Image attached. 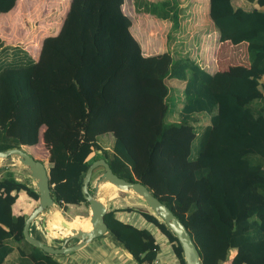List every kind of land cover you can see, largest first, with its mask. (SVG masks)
Listing matches in <instances>:
<instances>
[{
	"label": "trees",
	"instance_id": "trees-1",
	"mask_svg": "<svg viewBox=\"0 0 264 264\" xmlns=\"http://www.w3.org/2000/svg\"><path fill=\"white\" fill-rule=\"evenodd\" d=\"M16 1L0 0V14ZM122 1L69 0L59 33L46 38L37 60L0 41V150L41 141L48 149L46 164L39 161L61 209L88 205L81 180L90 162L103 158L116 176L142 183L179 218L200 264H264V0H207L214 54L224 42L245 43L247 66L235 73L209 72L167 50L143 54ZM133 7L178 27L175 0H133ZM237 51L241 58L243 47ZM72 56L83 64L72 66ZM167 79L181 83L176 119L168 118L173 109L167 100L176 90ZM199 116L206 122L197 132ZM194 136L199 141L192 155ZM97 151L101 156L92 158ZM150 182L161 186L159 193ZM19 194L37 205L35 188L0 167V264L11 242L29 247L32 264H60L23 239L25 218L14 212ZM137 212L167 237L184 264L167 227L148 211ZM103 220L136 264L155 257L158 244L148 230L120 221L114 210Z\"/></svg>",
	"mask_w": 264,
	"mask_h": 264
},
{
	"label": "rangeland",
	"instance_id": "rangeland-1",
	"mask_svg": "<svg viewBox=\"0 0 264 264\" xmlns=\"http://www.w3.org/2000/svg\"><path fill=\"white\" fill-rule=\"evenodd\" d=\"M159 1V0H148ZM178 4V27L174 28L168 19H159L148 13L136 11L133 7V0H123L121 4L122 11L130 19V29L133 36L142 47L143 54L158 53L162 51L175 52L178 55L190 57L202 68L209 72L213 69L231 71V68L238 72L246 65V53L244 44H234L232 42H224L219 45L220 52L214 54L216 47V29L208 17L207 0H175ZM69 0H17L11 9L5 14L6 18L0 21V41L6 45H18L24 49L32 59H36L39 54V49L42 44L49 38L59 33L61 25L64 20L65 13L67 12ZM206 9V12H205ZM243 47L241 58H237V50ZM74 56L70 60L72 66H78L83 63L74 62ZM215 61L217 66L215 67ZM69 62V63H70ZM167 87L174 86L175 95L168 98L170 111L168 118L176 119V108L179 107V99L177 90L181 88V83L172 79L166 80ZM176 116V118H175ZM206 122L204 116H199L196 124V131L199 132ZM82 136V133L80 134ZM104 134L98 135L97 140L101 142ZM199 137L194 136L191 144L190 151L194 155L198 146ZM25 152L32 154L36 159L41 160L46 164V148L43 147L41 142L35 146L22 147ZM48 149V148H47ZM101 156L100 151L94 152L92 158ZM0 167H7L13 173L17 182H27L28 186H34L30 178L29 171L21 165L15 158L11 162L0 160ZM102 172V167L98 166L94 169L90 183ZM157 177L159 174L156 175ZM137 179V175H134ZM156 181V178L153 179ZM157 182V181H156ZM154 191L160 189L158 183L150 182L147 184ZM92 187V186H91ZM113 190V189H111ZM118 190V189H115ZM121 198H125L128 194L131 203L143 205L137 195L133 192H126L119 190ZM104 197V196H102ZM137 199V200H136ZM136 200V201H134ZM146 206V205H145ZM134 206L126 207L131 210H151L146 206L138 208ZM68 223L67 221H64ZM161 222V221H160ZM73 227H80L82 225H75L69 223ZM75 225V226H74ZM159 246V245H158ZM164 253L160 248L157 251V256Z\"/></svg>",
	"mask_w": 264,
	"mask_h": 264
},
{
	"label": "crops",
	"instance_id": "crops-1",
	"mask_svg": "<svg viewBox=\"0 0 264 264\" xmlns=\"http://www.w3.org/2000/svg\"><path fill=\"white\" fill-rule=\"evenodd\" d=\"M238 4H241V2L235 1V5ZM7 12L0 14V21L1 19L6 18L5 14ZM129 30L130 33L132 34L130 27ZM240 44H244L245 46V43H240ZM140 48L142 51L141 46ZM149 54H155V53H149ZM216 54H218L217 50L215 52V56ZM35 60H37V58ZM245 66H247V62ZM259 88L262 94L264 95V75L261 76V78L259 79ZM24 147L29 148L31 146H24ZM30 155L33 158H36L32 154ZM92 185L90 183V187ZM102 185L103 184H101L100 187L97 189L96 196L103 202V204L106 207V211L114 210L115 217L120 221L125 223H130L137 228H143L148 230L150 234L153 236L155 242L160 246L161 249H163L164 253L159 254L158 252L159 255L157 256V253L155 255V257L158 260H160L162 264H179L178 259L174 254V245L170 243L167 237L152 222L146 221L135 210H131V209L125 210L126 207H130V206H134L133 208L138 207L145 209L146 207L145 204L143 206L142 204L138 205L136 203L135 204L131 203L132 199L128 194H126L127 196L125 198H121V196H118L120 192L119 190L110 189L108 194L102 197L101 194L99 193V190L100 188L106 186L105 185L102 187ZM34 207H35L34 202L32 200L28 199V197L24 196L23 194H19L16 203L14 205V212L15 215H20L26 218ZM82 217H86V218L83 220H78L79 218ZM86 220H88V205L84 203L66 204L64 208L61 209L55 203H53L52 206L49 207V209L43 210L32 220V222L29 224L28 227V233L33 238L40 240L46 245H50L52 247H59L63 243V238L69 235L68 229H66L62 225V223L64 222L61 221L81 222ZM42 222L44 223V226L41 225ZM74 242L75 240L71 239L68 240L65 245L72 244ZM11 245H12V250L8 255H6V257L3 259L1 264H32L31 258L28 255L29 247L22 245V243H15V242H11ZM159 246H158V250H159ZM18 248H22L24 254L20 253ZM233 253H234L233 251H230L229 257H231ZM49 255L60 264H136V261L129 255V253L126 251L122 243L119 240H117L115 236L112 233H110L108 230H106L102 235L91 239L88 243L83 245L78 250L70 252L69 254H49ZM224 264H228V262H225Z\"/></svg>",
	"mask_w": 264,
	"mask_h": 264
},
{
	"label": "water",
	"instance_id": "water-1",
	"mask_svg": "<svg viewBox=\"0 0 264 264\" xmlns=\"http://www.w3.org/2000/svg\"><path fill=\"white\" fill-rule=\"evenodd\" d=\"M14 158L29 171L30 178L33 181L38 196L37 205L24 219L21 230L23 239L30 245L41 249L47 254H69L81 248L91 239L102 235L107 229L103 220L106 207L96 196V191L101 184L109 182L118 190L133 192L135 195L142 198L145 205L151 210V213L157 217L176 238L181 249L184 264H200L198 250L179 218L175 216L164 203L155 197L145 185L138 181L131 182L116 176L103 158H97L91 161L81 180L80 192L83 199L88 203L90 227L88 229H74L69 228L66 223H62V225L68 229L69 235L63 238V243L59 247L46 245L40 240L33 238L28 233L29 224L38 214L43 210L49 209L53 204L49 193L48 177L44 165L24 150L18 148L0 150V160L11 162ZM98 166L102 167V172L94 181L91 191H89L88 185H90L89 182L92 170ZM41 225L44 226V223L42 222ZM71 239L75 240V242L65 245L66 242Z\"/></svg>",
	"mask_w": 264,
	"mask_h": 264
},
{
	"label": "bare ground",
	"instance_id": "bare-ground-1",
	"mask_svg": "<svg viewBox=\"0 0 264 264\" xmlns=\"http://www.w3.org/2000/svg\"><path fill=\"white\" fill-rule=\"evenodd\" d=\"M108 184V185H107ZM106 185V186H105ZM103 186H105V187H103ZM102 187L103 188H100V190H99V193L101 194V196H105V195H107L108 194V192L110 191V189H113V190H115V189H117L112 183H109V182H105V183H103V185H102ZM139 199H141L142 200V198H140V197H138ZM143 201V200H142ZM144 202V201H143ZM89 221V220H88ZM87 221V222H88ZM61 222H64V221H61ZM64 223H66V222H64ZM67 224V223H66ZM68 225V227L69 228H74V229H88L89 227H90V222L89 223H87V224H84V225H82V226H80V227H73L71 224H67ZM75 226V225H74ZM65 232V231H64Z\"/></svg>",
	"mask_w": 264,
	"mask_h": 264
},
{
	"label": "built area",
	"instance_id": "built-area-1",
	"mask_svg": "<svg viewBox=\"0 0 264 264\" xmlns=\"http://www.w3.org/2000/svg\"><path fill=\"white\" fill-rule=\"evenodd\" d=\"M140 264H162V262L160 260H158L156 257H154L151 260L144 261Z\"/></svg>",
	"mask_w": 264,
	"mask_h": 264
}]
</instances>
